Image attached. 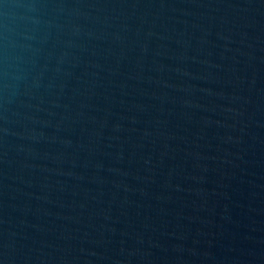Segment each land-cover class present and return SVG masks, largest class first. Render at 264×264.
Listing matches in <instances>:
<instances>
[{
	"label": "water",
	"instance_id": "95a60500",
	"mask_svg": "<svg viewBox=\"0 0 264 264\" xmlns=\"http://www.w3.org/2000/svg\"><path fill=\"white\" fill-rule=\"evenodd\" d=\"M0 264H264V0H0Z\"/></svg>",
	"mask_w": 264,
	"mask_h": 264
}]
</instances>
